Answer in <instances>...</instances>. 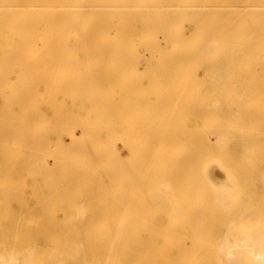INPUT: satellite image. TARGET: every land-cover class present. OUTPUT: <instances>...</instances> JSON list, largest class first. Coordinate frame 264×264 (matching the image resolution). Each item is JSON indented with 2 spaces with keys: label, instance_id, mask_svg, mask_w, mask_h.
<instances>
[{
  "label": "bare ground",
  "instance_id": "obj_1",
  "mask_svg": "<svg viewBox=\"0 0 264 264\" xmlns=\"http://www.w3.org/2000/svg\"><path fill=\"white\" fill-rule=\"evenodd\" d=\"M229 1L0 0V242L3 252L6 247L12 254L13 243L32 245L9 258L1 253L2 264L16 263L20 256L22 264H36L47 256L34 246L40 238L57 246L85 242V248L72 252L94 257L97 264H264V145L257 153L245 136L243 161L238 165L227 156L237 183L233 196L224 190L213 194L211 186L219 180L213 174L216 165L206 167L211 157L219 156L210 145L211 134L222 136L225 129L224 139H233L230 132L246 109L250 117H264L259 88L254 89L257 97L249 93L251 99L232 93L235 103L242 99L246 104L237 103L236 108L245 106L235 118V111L225 113L232 119L225 127L218 116L231 103L221 97L226 106L219 110L211 104L199 114L202 125L190 134L191 143L182 137L192 128L190 116L179 113L195 111L198 102L191 109L190 97L200 81L199 69L206 66L203 79L215 83L216 91V83L222 82L224 88L231 81L264 84V21L252 18L264 13V0H244L243 10L234 8L231 21ZM44 12L51 23L43 32L31 31L38 26L25 24L32 20L28 15ZM142 47L151 50L146 60L134 54ZM165 48L189 58V52L199 51L198 63L189 64L183 59L188 55L166 57L161 53ZM141 60L151 64L143 72L138 69ZM177 81L194 86L189 93L182 85L181 93L191 94L184 97L186 106H172L174 100L169 105L174 91L169 94L165 85ZM252 120L247 122L251 126ZM260 122L257 133L264 139V119ZM52 132L60 133H54L59 138L55 151L60 142L62 151L63 138L71 141L68 157L51 150L54 140L50 143V135L43 133ZM27 139L36 150L32 146L27 152L24 143L32 144ZM36 141L50 146L38 148ZM258 155L260 164L253 161ZM166 189L170 196L164 195ZM229 197L232 208L226 209ZM75 200L73 205L80 202L81 207L70 211ZM68 206L75 221L69 229V221L63 227L55 217L56 209ZM25 213H33L32 220Z\"/></svg>",
  "mask_w": 264,
  "mask_h": 264
},
{
  "label": "rangeland",
  "instance_id": "obj_2",
  "mask_svg": "<svg viewBox=\"0 0 264 264\" xmlns=\"http://www.w3.org/2000/svg\"><path fill=\"white\" fill-rule=\"evenodd\" d=\"M232 1V2H231ZM236 1H237V3H236ZM240 1V2H239ZM244 0H230L229 2L231 3L230 4V7H229V15H228V18L229 17H231L232 15H233V11H234V8H235V10L236 9H239V7L240 6H242L241 4V2H243ZM246 2L248 1V0H245ZM234 2L236 3V5L234 4ZM241 3V4H240ZM240 4V5H239ZM241 8V7H240ZM150 10H152V9H150ZM241 10H243L242 8H241ZM141 11V10H140ZM144 12L145 11H148V9H144L143 10ZM141 12H138L137 14H140ZM147 13V12H146ZM32 14H33V16H32ZM31 15H28V17H29V20H31L30 18H32V20L33 21H37V22H33L32 20L29 22V21H25V24L26 25H33V24H31V22L32 23H35L34 25H36V26H38L37 28H35V29H33V30H31V31H40V30H42V32L43 31H45L44 30V28H45V26L48 24V23H51L50 21H49V19H50V17H51V15L50 14H47V13H42V14H36V13H32ZM142 14V13H141ZM238 14H239V12H238ZM41 15V16H40ZM240 15V14H239ZM242 15H243V13H242ZM49 18H48V17ZM238 16V15H237ZM244 16V15H243ZM247 16V15H246ZM239 17V16H238ZM237 17V18H238ZM259 18V19H263V21H264V13H262V14H260V15H258V16H253V14H252V18ZM7 17L5 16V21L7 22V21H9L10 19H6ZM232 18V17H231ZM35 19V20H34ZM38 19V20H37ZM230 19V18H229ZM250 19V16H247L246 17V20H249ZM2 21H4V20H2ZM230 21H231V19H230ZM5 23V22H4ZM8 23V22H7ZM141 25H142V23L140 24H137V26H138V30L137 31H139L140 29H143L142 27H141ZM42 28V29H41ZM231 28V29H230ZM230 28H229V33H230V37H231V40H232V29L234 28V24H231L230 25ZM249 28H250V26H249ZM253 28V27H252ZM255 29V28H254ZM248 31H247V33L249 32V29H247ZM261 30V32H263L264 33V28H262V29H260ZM190 31V29H189V26L187 25L186 26V30H185V33H188ZM139 33V32H138ZM140 35H141V37H143V36H145L146 35V32H145V30L143 31V30H140ZM162 43V45H164V42L163 41H161ZM233 47V45L232 44H230V46H229V48H232ZM251 48H253V46H250ZM247 47H245L244 49H246ZM164 50V51H163ZM163 50H161V51H163V52H161L163 55H165L166 57H169V58H172V55H173V57L174 58H178V57H175V56H177V55H179V56H181V55H183V56H186V55H188L187 53L185 54V53H179V54H177V55H175V54H173V53H170L169 52V50L168 49H163ZM167 52V53H166ZM199 52V51H198ZM197 51H192L191 53L189 52V54H191L190 55V58H189V55L188 56H186L185 58H183V59H186V58H188V63L189 64H193L194 65V63H195V61H196V63L195 64H197L198 63V57L200 56V54L198 53ZM142 53V54H141ZM149 53H151V50H150V52H148V50H146V48H144V47H142V48H140V50H139V53L138 52H135L134 54L135 55H142V58H146L147 57V59H148V56L150 55ZM197 53V54H196ZM168 54V55H167ZM175 55V56H174ZM195 55H196V57H197V59H196V57H195ZM224 55V54H223ZM151 56V55H150ZM225 56V55H224ZM195 57V58H194ZM173 58V59H174ZM194 61H193V60ZM146 60V59H145ZM140 61L141 63H143L142 65L140 64L139 65V63H138V69H139V71L140 72H143L144 70H145V67H146V65L148 66L149 64H150V59H149V61L147 60V63H146V61ZM178 62H180V61H178ZM191 62V63H190ZM182 63H185L184 61L182 62ZM203 63H207V61L206 62H203ZM233 62L232 61H230L229 62V64H232ZM151 65V64H150ZM206 66H204V70L206 69L205 68ZM204 70H203V68L202 69H199L198 70V75H199V82H197V84H195V87L193 86V85H191L192 87H194V88H192V87H190V83H187V84H182V82H180V81H177L178 82V85L177 84H175L174 82H170V83H167L165 86H168V92H169V94L171 93V90L172 91H174V92H172L171 94L172 95H170V96H172V98L171 97H169V103L168 102H166L167 104H169V105H172L171 103L173 102V100H174V102H173V105L172 106H175V104H176V106H181L180 104H182L181 102H184L183 103V106H186L187 104H189V103H187L186 102V104H185V100H186V98L184 99V97L186 96V97H189L188 95H190L191 96V94H192V96L190 97V101L192 102V100H193V102L191 103L190 102V104L192 105L191 106V109H193V108H195V106H196V103L194 104V102H198V104H197V106H196V108L194 109L195 111L193 112V111H189V109L190 108H188V109H184V111H182V112H180L179 114H185L184 112H186L187 114H185V115H188V116H190V119H189V123H188V125H189V127L190 128H192L191 129V132L189 131H187V130H185V131H187L186 133V135H185V132L183 133V135H182V137L183 138H185L186 140V143L187 142H189L190 141V143H191V140H189V139H191V136H190V134L191 133H193V131L194 132H196V130H197V127H200L201 125H202V116L201 115H199V114H201V112L202 113H204V112H206L204 109H206L207 108V106H211V104L213 105V104H215L216 106V108H218L219 110H220V107H221V109H222V106H226V104L228 103V101H229V103H231V106L230 105H227L226 107H224L223 108V111H222V113H224V114H221V112L219 111V112H217L216 110V113H218V114H221V116H218V117H222V118H224L225 119V121H222V123H223V127H225L226 126V124L227 123H225V122H229V120H232L231 119V116L233 117V118H235L234 117V115L236 116L238 113H239V111H241L242 109H243V107L245 106V105H242V109H241V107H238V108H236L237 106H239L240 104H246L245 102L243 103H240L241 101H243L242 99L244 98V99H251V97H250V95H252V92H253V95L252 96H254V97H257V95H261V96H264V84H256V83H247V84H243V83H234V81L232 82L231 81V83L229 82L228 84H226L228 87H226V88H224L225 87V85H224V82H222V84H223V86L221 85V83H216L217 84V87L219 88H217L218 89V91H216V89H215V87L213 88V86L215 85V83H213V85L211 84V81H206V80H204L203 79V75H204ZM199 83V84H198ZM233 83V84H232ZM139 84V83H138ZM138 84H136V86H138V87H140V88H142L140 85H138ZM179 84H181L180 86H179ZM176 85H177V87H178V90L175 92V88L177 89V87H176ZM184 87H186V89H187V87H189L188 88V91L190 90V91H192V89H193V91L196 89V91H192L193 93H191V94H189L190 93V91H189V93H188V91L186 90V91H183L182 93H181V89L183 88V86ZM197 85H198V88H197ZM144 87L146 86V84H144L143 85ZM216 86V85H215ZM219 86H221V87H219ZM256 86H257V88H259L258 89V93H257V95L255 94L254 95V93H256V90H254L255 88H256ZM179 87H181V88H179ZM137 88V87H136ZM192 88V89H191ZM225 89H227V90H225ZM229 89V90H228ZM239 89V90H238ZM209 90V91H208ZM212 90V91H211ZM216 92H215V91ZM225 91V92H223V91ZM222 91V92H221ZM228 91H230V93H228ZM236 91H238V92H236ZM210 92H211V95H209L210 94ZM220 92H221V95L222 96H218L219 94H220ZM246 92V93H245ZM188 93V94H187ZM206 94L205 95V97L206 98H204L203 97V95L204 94ZM209 93V94H208ZM214 93V94H213ZM228 93V94H227ZM232 93H235V94H237L236 96H240L241 98V101L240 102H237V103H235V101L236 100H233V95H235V94H233L232 95ZM249 93H250V95H249ZM181 94V95H180ZM197 94V95H196ZM203 94V95H202ZM246 94V95H245ZM248 94V95H247ZM179 95H180V97H179ZM195 95H196V97H197V99H196V97H195ZM227 95V96H226ZM243 95V96H242ZM248 96L249 98H246L245 96ZM226 96V97H225ZM148 97H149V95H148ZM200 97L202 98V99H200ZM221 97H224L223 98V100L225 99V98H228V100L227 99H225L226 101H227V103H226V101H223L222 100V98ZM198 98H199V101H198ZM219 98V99H218ZM235 98V97H234ZM170 99H171V101H170ZM178 99V100H177ZM189 99V98H188ZM196 99V100H195ZM217 99H218V103H215V101H217ZM235 99H237V97L235 98ZM143 100V99H142ZM200 100H201V103H200ZM231 100V101H230ZM238 100V99H237ZM137 101H139V99L138 100H136V102ZM175 101H176V103H175ZM186 101H188V100H186ZM222 101V104L220 103ZM135 102V103H136ZM143 102H146V101H143ZM200 103V104H199ZM209 103V104H208ZM223 103H226L225 105L223 104ZM138 105H139V102L137 103ZM140 104L142 105V103H141V100H140ZM185 104V105H184ZM203 105V111H202V109H197V108H201V106ZM208 104V105H207ZM221 104V105H220ZM236 104V105H235ZM254 104V103H253ZM198 105H200V106H198ZM137 106V105H136ZM190 106V105H189ZM236 106V107H235ZM209 108V107H208ZM228 108H229V110H228ZM233 108V109H232ZM217 109V110H218ZM224 109L226 110L227 109V112H224ZM237 109H239V111H237ZM245 109H246V107H245ZM181 110V109H180ZM199 110V111H198ZM231 110V111H230ZM246 110H248V109H246ZM245 110V111H246ZM254 110H256V109H254ZM188 111H189V113H188ZM208 111H211V110H208ZM235 111V112H234ZM245 111H243V115H241V118H240V120H242V121H240V122H238V121H236V120H234V121H236V122H238V123H241V126L243 127V128H245V129H243V128H241V129H243L242 131H244V132H242L241 131V129L239 130V127H240V124H239V127L237 126L238 125V123H237V125H235V129L233 128V132L231 133L230 132V136L231 137H233V139H230L231 141H233V140H236V142H235V144L238 142V144H236V145H239V147H238V150H239V148H240V151H242V154L240 153V151H238V153H237V156H236V150H237V147H234V143H230V140L228 139H224V136L226 135V133H228L225 129H221L220 131L221 132H223V134H222V136H219V133L218 134H211L210 136H209V138H210V140H211V138H212V141H211V143H210V145H211V147L212 148H215L216 147V149H213L214 150V153L216 152V154H218L219 156L218 157H211L210 158V160L212 161V162H210V161H208L209 163L207 164V169L208 170H210L211 169V165H212V163H213V166H215V170H216V172H213V174L215 175V176H217V179H219L216 183H215V188L213 187V186H211V189L213 190V194H214V191L216 190V191H226L229 195L228 196H233V195H235L236 193H237V183H235V179H234V176H233V179L231 178V175H230V173H232L231 172V169L228 167V163H227V156L229 157V156H231V158H232V160H234V162L236 161L235 159H237V164L239 165V163H240V161L242 162L243 161V158H244V146H243V144H242V148L240 147V144L244 141V138H245V136H246V138H250V142L252 143V145L254 146L253 148H254V150L257 152V153H259V150L262 148V146L264 145V139H263V137H262V135H260V133L258 134L257 133V131L259 132V128L261 129L262 128V122H260V120L263 118L264 119V117H262L261 119H260V117L259 116H257L258 115V113H257V115H256V117H255V114H253L252 113V111H251V108L249 109V111H251V113H252V115H251V117H250V115H246V113L248 114L249 112H245ZM120 112H121V110H120ZM178 112V111H177ZM193 112V113H192ZM195 112L196 113H198V114H195ZM200 112V113H199ZM230 112H231V114H230ZM242 112V111H241ZM225 113H228L229 115H231V116H228V114L227 115H225ZM255 113V112H254ZM250 114V113H249ZM224 115V116H223ZM247 116V119L250 117V118H252V119H254V120H252V119H249V120H247V119H245V117H244V119H245V121L242 119V117L243 116ZM249 116V117H248ZM226 117L227 118H229V119H226ZM259 118V119H258ZM223 119V120H224ZM191 120V121H190ZM247 120V121H246ZM251 120H252V126H251V124L249 125L247 122H249V123H251ZM257 120H258V122H257ZM243 122H246V123H243ZM245 124H246V127H245ZM247 124H248V126H247ZM253 124L255 125V127H253ZM246 129H250V131L249 130H246ZM251 129H254V130H256L255 131V133L254 132H251V131H254V130H251ZM189 130V129H188ZM54 133H56V132H52V134L51 133H43L44 135H50V138H49V140L48 141H50V143H47V142H45V143H41V142H39V141H36L37 142V147L39 146V145H52L51 146V150L52 151H55L56 149L55 148H58L57 147V144H56V141L55 140H57V136H56V134L57 135H59L60 133H56V134H54ZM19 135H24L25 134V132H22V133H18ZM34 134V133H33ZM35 134H38V135H40L41 133H35ZM42 134V135H43ZM252 134V136H250ZM28 135H31V133H28ZM78 135H80V133H78ZM52 136V137H51ZM189 136H190V138H189ZM217 136V137H216ZM257 139H256V138ZM254 138V139H253ZM261 138V139H260ZM256 139V140H255ZM37 140V139H36ZM187 140H189V141H187ZM26 141H30L32 144L30 145L29 143H27V145L24 143V148L25 149H27V148H29L30 147V149H32L33 147V149H35V146H33L34 145V143L32 142V140L31 139H27ZM33 141L35 142V140L33 139ZM57 141H59V138H58V140ZM213 141H215V142H213ZM228 144V142H229V148H228V145L225 143V142ZM255 143H254V142ZM63 142H64V146H63V144H62V146H63V149H62V151H60L61 149H60V146H61V142L58 144V145H60L59 146V150L58 151H55V152H57V153H60V156H66V157H68L69 156V151L68 150H70V149H72L73 147H69V145H70V143H71V141L67 138V137H65V138H63ZM70 142V143H69ZM213 142V143H212ZM249 142V143H250ZM69 143V145H67ZM216 144V145H214L213 146V144ZM36 144V143H35ZM56 144V145H55ZM29 145V146H28ZM42 145H41V147H42ZM49 145V146H50ZM75 145V144H74ZM226 145H227V148H226ZM235 145V146H236ZM33 146V147H32ZM36 147V148H37ZM69 147V148H68ZM197 147H200L199 145H197ZM217 147H220V148H218V151L220 152H218V151H216L217 150ZM38 148H40V147H38ZM44 148V147H43ZM62 148V147H61ZM223 148V149H222ZM233 148H235V150L233 149ZM47 149H48V147H47ZM55 149V150H54ZM230 151H229V150ZM36 150V149H35ZM39 150H41V149H39ZM38 149H37V151H39ZM235 152H234V151ZM29 150L27 149V152H28ZM231 151L232 152H234L233 154L231 153ZM222 152H223V154L224 155H222ZM232 155H231V154ZM238 154H240V156L238 155ZM68 155V156H67ZM235 156V157H234ZM238 157H239V160H238ZM243 157V158H242ZM257 157H258V159H257ZM257 157H255L254 159H253V161H254V163H255V161L256 162H258L259 164H260V162L262 161V159H261V157H260V155H258ZM213 158H215L216 160H214ZM234 158V159H233ZM213 159V160H212ZM221 159V160H220ZM207 160H209V159H207ZM223 160V161H222ZM245 160V159H244ZM224 161H225V163H226V165H225V163H224ZM53 163V165L51 164V166H52V168H53V170H55V171H58V169H59V166L57 165V164H55L54 165V162H52ZM217 163L219 164V165H217ZM224 163V164H223ZM236 163V162H235ZM261 165H262V163H261ZM220 166V167H219ZM210 167V168H209ZM229 168V169H227V168ZM217 168V169H216ZM224 169V170H223ZM212 171H214L213 170V168H212ZM227 171V172H226ZM218 172V173H217ZM229 175H228V174ZM221 174V175H220ZM222 176H224V178L222 177ZM229 176H230V178H229ZM219 177V178H218ZM223 178V179H222ZM232 179V180H231ZM224 180H225V182H224ZM216 181V180H215ZM214 181V182H215ZM231 181V182H230ZM219 182H221V185L220 184H218ZM229 183V184H228ZM223 184H225V185H223ZM64 185H67V184H64ZM69 185H71V184H68V186ZM232 185H233V188H232ZM235 185V186H234ZM220 186V187H219ZM227 186V187H226ZM201 187H202V185L200 184V183H198V184H195V188H196V190L197 191H199V190H201ZM234 188H236V190H234ZM167 191H168V193H166L165 194V192H163L164 193V195H166V196H170L171 194H172V192L170 191V190H168V189H166ZM166 190H164V191H166ZM211 190V191H212ZM219 191V192H220ZM213 198H214V200L213 201H217V199L215 198V196H213ZM74 200V199H73ZM231 200V198L229 197V198H226L225 200H224V202L225 203H228L229 201ZM74 202H77L76 200L75 201H72L70 204H71V206H72V210H70V207L68 206V207H65V208H61V207H59L58 208V210L56 211L55 210V217H56V222H57V224H60V225H62L63 227H65V225H66V223L69 221V225L67 226L66 225V228H70V226H73V224H74V218H73V216L71 215V213H70V211H73V207H75V209L77 208V209H79L80 207H81V205L79 204L80 202H78V204L77 203H75V204H77V205H73L74 204ZM69 204V205H70ZM226 209H231L232 208V206H231V204H230V202L228 203V204H226V206H224ZM68 208V209H67ZM66 209L69 211H67V214H69L70 213V215H67V214H65L64 212H66ZM33 211V210H32ZM77 211L75 210V213H76ZM44 212H42L41 213V215H40V218L41 219H43L44 221H46V218H44ZM65 214V215H64ZM64 215V216H63ZM78 215V214H77ZM71 218H70V217ZM34 216H33V213H25V218H27V219H31L32 220V218H33ZM65 217H67V219L65 218ZM64 220V221H63ZM60 221H62V223L64 222H66L65 224L63 223V224H61V222ZM73 221V222H72ZM70 222H71V224H70ZM68 224V223H67ZM82 224H84V221L82 220ZM69 231V230H68ZM1 241V240H0ZM72 242H74L75 243V241H73V240H70V242H67V244H64V245H60V246H57V245H55L54 243H50V242H48V241H46V240H44V239H42V238H40V241L39 242H37V244H34V246H36L37 247V249H39V251L41 252V254H46L47 256H45V257H43V258H41L39 261H37V263L36 264H97L96 262V260H95V258L94 257H90V256H88V257H86V256H81V254H79V253H75V252H72V249L73 248H77V249H82V248H85V246H86V243L85 242H77L76 241V244H74V243H72ZM78 243V244H77ZM79 243H81L80 245H79ZM89 244H87V246H88ZM32 245H21V244H16V243H13V248H14V252H13V254L11 253L12 251L9 249V250H7V248L5 247V251L3 252V248H4V245H3V243H1L0 242V254L1 255H4L5 256V258H9L10 256H12V255H14L15 253H17V251L18 250H20V249H26V248H29V247H31ZM70 246H71V248H70ZM65 247V248H64ZM61 249V250H60ZM63 249V250H62ZM67 250H69V252H72V253H70L71 255L69 256L67 253H69ZM80 252H81V250H80ZM73 255H76V256H73ZM15 256V255H14ZM21 257V256H20ZM19 257V259H18V261L15 263V262H11V264H22L23 263V261H22V257L20 258ZM65 258V259H64ZM80 259V260H79ZM11 261V260H10ZM81 261V262H80ZM57 262V263H56ZM62 262V263H61ZM0 264H2V260L0 261Z\"/></svg>",
  "mask_w": 264,
  "mask_h": 264
}]
</instances>
